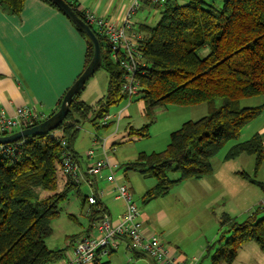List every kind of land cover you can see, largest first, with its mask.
<instances>
[{
  "label": "trees",
  "instance_id": "1",
  "mask_svg": "<svg viewBox=\"0 0 264 264\" xmlns=\"http://www.w3.org/2000/svg\"><path fill=\"white\" fill-rule=\"evenodd\" d=\"M42 1L58 9L49 0ZM65 1L85 21L77 2ZM23 4L24 0H0V6L15 15L20 14ZM152 6L158 10V22L137 24L142 33L138 41L142 56L137 70L141 91L135 99L143 102L149 121L130 128L129 135L148 136L157 106L206 103L208 110L206 115L187 120L171 131L163 150L141 151L133 161L123 164L125 170L155 178V184L146 191L148 199L165 195L183 180L210 175L212 160L224 143L238 139L264 107V103L240 105L244 98L264 95V0H167ZM90 28L101 47L99 68L107 74L105 94L93 105L87 104L79 99L85 83L57 128L0 145V264H50L64 258L65 249H51L45 243L52 233L51 221L59 214V203L71 191H78V185L61 171V156L68 152L79 162L72 143L80 125L88 121L95 128H107L110 123L100 121L108 107L126 98L122 91L124 71L110 58L102 37ZM76 30L86 41L83 70L93 48ZM240 154L254 159L252 175L241 171L240 176L264 192V182L254 177L264 168L262 137L254 134L237 142L225 158ZM88 208L87 233L104 212L99 202ZM74 236L70 244L79 238ZM248 241H254L264 253V207L259 205L242 221L222 213L218 237L206 251L214 249L212 264H230ZM92 264L107 263H99L96 257Z\"/></svg>",
  "mask_w": 264,
  "mask_h": 264
},
{
  "label": "rangeland",
  "instance_id": "2",
  "mask_svg": "<svg viewBox=\"0 0 264 264\" xmlns=\"http://www.w3.org/2000/svg\"><path fill=\"white\" fill-rule=\"evenodd\" d=\"M133 19L140 23L154 25L159 20V13L151 4L139 2V7ZM106 86L107 74L102 68H98L86 81L79 99L93 105L105 94ZM262 97L261 95L244 98L240 101V105L242 107L256 105L258 99H262ZM143 108L144 104L141 100H133L128 103L126 98L110 105L107 113L110 117L107 123H110V125L107 128H95L88 121L82 123L77 131L74 149L80 152L81 155L92 146L94 135L98 136L99 139H105L106 146L110 147L107 156L113 157L118 162V165L112 168L114 177L116 181L124 182L133 188L132 199L138 207L140 219L143 220L144 216L146 224L155 230L162 243L172 246L178 245L187 254L188 259L194 255L191 250L203 244V255L194 264H212L211 256L214 249H210L208 253L205 249L207 244L218 237L219 217L222 213H226L229 217L233 218L234 216L237 221H242L259 205L263 193L258 186L248 184L242 177L243 180L236 178V181L243 183L241 185L230 183L227 187L220 184L216 186L217 184L212 183L208 186L209 189L198 186L196 182H193V184L179 182L163 196L146 198V191L155 184V178L136 171L125 170L123 164L133 161L141 151L150 153L163 150L167 145L171 131L179 128L187 120H196L206 115L208 108L206 103L157 106L154 108L152 122L148 127V136L131 137L129 135L130 128H139L149 121L148 117L144 115ZM54 134H57V132ZM238 140L240 139H231L225 142L213 159L222 157L228 148ZM113 142L115 144L111 146ZM97 154H99V150L95 151V156ZM235 158L227 160L233 162L236 166L240 164L242 166L241 170L252 175L253 157L240 154L236 160H234ZM80 159L79 164L82 166L84 160ZM108 173V169H102L99 174L95 175L101 179V182H98L99 187L104 184L103 179ZM170 176L176 177L177 174L171 173ZM254 177L264 182V168L261 167ZM242 186L247 187V189L242 188ZM225 188H228V191ZM92 191L93 189L87 183L81 182L78 185V191H71L68 197L59 203V214L51 221L52 233L45 240L49 248H63L68 241L65 239L66 236L79 232L82 227L87 228V207L84 210L81 209L80 202L83 195L92 194ZM41 193L43 192L41 191ZM258 193H262V195L256 200ZM248 207L252 208V211L247 212ZM237 210H240L239 213H236ZM163 213L170 221L167 226L158 228L152 221L155 217L158 220V216H163ZM262 215L260 214V216ZM246 243L245 246L241 245L236 259L230 264H264V253L259 246L254 241ZM71 248L72 245L67 247L65 254H69ZM100 259L101 262L107 260V264H135L132 260L122 259L121 257L116 258V255L112 254ZM129 261L130 263H128ZM50 264H68L67 257L65 255L63 259Z\"/></svg>",
  "mask_w": 264,
  "mask_h": 264
},
{
  "label": "crops",
  "instance_id": "3",
  "mask_svg": "<svg viewBox=\"0 0 264 264\" xmlns=\"http://www.w3.org/2000/svg\"><path fill=\"white\" fill-rule=\"evenodd\" d=\"M75 1L83 13L90 12L108 22H118L124 8L131 0ZM134 21L136 24H140L135 19ZM85 52L86 41L82 35L78 33L64 14L42 0H24L22 11L18 15L10 14L0 6V110H3L5 115L11 116L17 107L35 105L37 109L48 116L51 111L56 109L58 100L63 93L81 73ZM262 96V99H258L256 105L264 103V95ZM254 134H259L262 137L264 153V107L260 115L241 130L240 140L237 142L248 140ZM74 141L72 148L78 158L84 160L82 166L80 165L83 169L89 160L86 158V152L80 155V152L74 149ZM233 145L228 148L222 157L212 160L213 171L210 175L181 182H184V184L196 182L198 186L207 189L212 183L217 184L216 186L220 184L227 187H229L230 183L243 184L236 181V178H242L238 174V172L243 171L241 170L242 166L240 164L236 166L225 158L226 153ZM102 158L103 155L99 151V154L94 155L93 160ZM108 161L112 168L118 165V162L113 157H108ZM100 180V177L92 176L91 184L88 185L93 189L92 192L96 196V203L99 202L102 205L104 212L111 219H117L123 213L124 205L120 200L114 198L112 184L106 183L103 179L104 184L99 187L98 182ZM248 184L254 185L250 182ZM242 188L247 189V187L243 186ZM225 189L227 190L228 188ZM129 190L132 193L133 188L129 187ZM260 190L264 194L261 188ZM262 193L257 194L256 200ZM88 195L90 194L82 196L80 207L83 210L85 207H87V210L90 209L88 208L90 205L86 203L85 199ZM247 209H249L247 212L252 211L250 207ZM239 211L237 210L236 213H239ZM143 218L142 222L147 236L161 241L155 230L146 224V218L144 216ZM169 221L170 219L163 213V216H158V220L155 217L152 223L156 227L161 228V226H167ZM86 230L87 228L82 227L79 232L69 234L65 238L68 240L66 245L63 248L54 249L66 250L71 245L69 243L70 237L79 235L80 238L90 234ZM245 244L247 243L242 246H245ZM167 246L172 248L178 259L187 261L195 259V263L203 255L204 251L203 244L197 246L191 250L194 255L188 259L187 254L178 245L172 246L168 244ZM110 254L116 255V258L121 257L122 259L132 260L135 264H150V259L145 254L132 252L126 237L118 238L117 245L108 255ZM108 255H98L99 263H108L107 260L101 262L102 260L100 259Z\"/></svg>",
  "mask_w": 264,
  "mask_h": 264
},
{
  "label": "built area",
  "instance_id": "4",
  "mask_svg": "<svg viewBox=\"0 0 264 264\" xmlns=\"http://www.w3.org/2000/svg\"><path fill=\"white\" fill-rule=\"evenodd\" d=\"M167 0H131L124 8L118 22H108L93 13L84 12L85 22L102 37L107 46L110 58L119 63L124 71L122 91L128 103L135 100L141 91L137 70L142 56L138 48V41L142 33L138 30L133 16L139 7V2H148L151 5H163ZM47 116L37 109L35 105H23L17 107L13 115H5L0 110V135H7L17 130L33 126L36 122ZM110 119L105 114L101 124H106ZM111 146H114L111 144ZM109 146L105 139H99L94 135L92 146L86 151L87 161L82 169L79 162L68 152L61 156V171L74 184L81 182L91 184V177L100 173L102 169H108L109 173L104 177L106 183L112 184L114 198L122 201L123 213L117 219H111L105 212L100 220L94 224L90 234L78 238L72 243L71 252L65 254L68 264H90L98 255H108L117 245L118 238L126 237L131 250L139 251L150 259V264H194L195 259L180 260L170 246L165 245L159 239L148 237L143 222L139 217V210L132 199V193L124 182L116 181L112 166L108 161ZM99 150L103 158L93 160L95 151ZM88 205L96 204L94 193L86 197ZM264 207V195L259 203Z\"/></svg>",
  "mask_w": 264,
  "mask_h": 264
},
{
  "label": "water",
  "instance_id": "5",
  "mask_svg": "<svg viewBox=\"0 0 264 264\" xmlns=\"http://www.w3.org/2000/svg\"><path fill=\"white\" fill-rule=\"evenodd\" d=\"M53 3L72 25L84 34L92 44V57L86 67L76 77L73 83L65 91L59 107L51 115L41 122L21 130H17L7 135H0V145L10 143L30 135H39L57 128L69 111L72 98L78 93L80 88L86 83L90 76L99 68L101 60V47L99 41L90 26L72 10L65 0H49Z\"/></svg>",
  "mask_w": 264,
  "mask_h": 264
}]
</instances>
